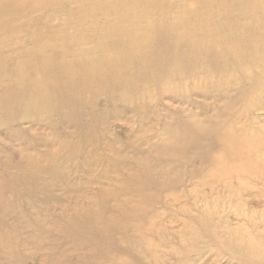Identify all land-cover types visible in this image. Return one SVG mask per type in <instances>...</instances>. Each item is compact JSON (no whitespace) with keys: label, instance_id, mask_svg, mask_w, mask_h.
Returning <instances> with one entry per match:
<instances>
[{"label":"rangeland","instance_id":"obj_1","mask_svg":"<svg viewBox=\"0 0 264 264\" xmlns=\"http://www.w3.org/2000/svg\"><path fill=\"white\" fill-rule=\"evenodd\" d=\"M205 1L0 0V264H240L205 226L264 242V184L216 166L227 136L264 138V85L230 93L211 55L249 3ZM145 48L161 76L135 90L85 78L101 59L123 83L120 53Z\"/></svg>","mask_w":264,"mask_h":264},{"label":"bare ground","instance_id":"obj_2","mask_svg":"<svg viewBox=\"0 0 264 264\" xmlns=\"http://www.w3.org/2000/svg\"><path fill=\"white\" fill-rule=\"evenodd\" d=\"M249 3H245L248 7L245 10H249L247 14H245V18H232V14L229 13V22L232 21H241L243 19V24L238 26V31L236 33V37L230 36L231 39L225 41L223 45L219 44L221 47H216L215 51L211 55H216V59L221 57L222 61H228L224 64L219 65V62L215 60V64H218L219 67H215L216 70H220L222 72H226L232 70L234 73V77L237 78V82L232 85L231 92H237L238 95H242L245 97L249 96V92L253 95L252 98H255L257 94L263 91L264 85V0H238ZM215 0H206L204 3L199 4L204 6L205 8L210 9ZM258 9H260L258 11ZM257 12V15L251 16L253 13ZM205 10H200V16L204 19L207 16ZM248 20V21H246ZM228 22V23H229ZM237 24V23H236ZM249 25H261L260 27L255 29V39L252 41H244L243 38L247 33L246 26ZM225 29H230L229 25L225 26ZM237 45V47H232L233 44ZM189 48H197L198 41L191 40L189 43ZM204 48H209V46L205 44H200ZM177 46L174 45L175 49ZM211 52V51H210ZM123 56L120 62H116L117 74L121 75L126 80L123 83L118 82V84L113 83L116 79H109L105 71L106 69H102V60L99 59L94 65H88L84 69V73L87 74L85 78H95L97 77L101 81V86L99 90H104L106 86L109 85H123L125 90L136 89L137 79H142L143 82L146 77H158L161 76L160 70L156 69L158 66H154V63L159 59V57H154L155 50L145 48V49H133L128 51H123L120 53ZM139 57V58H136ZM189 58L191 55L188 56ZM173 58L175 57V53L173 52ZM204 58V56H203ZM203 58L198 57V63L202 62ZM178 60V59H177ZM183 60V59H181ZM179 61V60H178ZM248 64L247 69H254L256 72H246L247 69L243 68L245 66V62ZM47 63L49 66L52 65V60L48 59ZM67 62L62 59V65ZM68 64V63H67ZM39 69V67H38ZM71 69L74 71H80L79 67L76 68L75 65H71ZM171 71V65L165 72ZM238 71V72H236ZM143 75V76H141ZM109 84V85H108ZM244 84L249 86L248 91ZM213 88L215 94L220 91V88L217 87L216 83H213ZM113 96H116L114 93ZM235 137V136H234ZM232 136H227L223 143V153L224 155H220L219 160L217 162V167H223L222 172L219 177H224L227 179H233L232 173H236L237 181H244V177H252L253 179H257L254 182H258L257 184H264V178H262L259 173H264V170H260V172H256L254 167L262 161L264 164V138L259 139L258 141L253 140H243L242 138H234ZM219 145L218 142H216ZM250 156V157H249ZM228 157L230 158L228 160ZM252 158V159H250ZM227 162L226 165H224ZM253 174V175H251ZM232 175V176H231ZM222 182V181H218ZM253 183V182H252ZM257 194V193H256ZM258 223H254L250 221V226H252V230L256 232V226ZM238 230H233V236L225 237L218 236L217 231L214 227L205 226V232L208 233L207 237L210 238L211 244L217 248H220L219 252H226L234 258L240 264H264V242L258 240L253 241L249 237L241 238L236 235ZM264 233V231H261ZM230 236V233L225 232ZM224 233V235H226ZM255 238V235H254ZM195 256L203 253L202 251L195 252ZM194 256V255H193ZM190 261V257L188 258Z\"/></svg>","mask_w":264,"mask_h":264}]
</instances>
